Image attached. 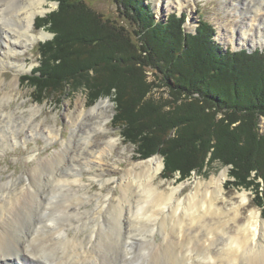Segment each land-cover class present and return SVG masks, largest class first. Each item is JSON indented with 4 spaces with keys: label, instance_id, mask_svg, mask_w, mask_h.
Listing matches in <instances>:
<instances>
[{
    "label": "trees",
    "instance_id": "trees-1",
    "mask_svg": "<svg viewBox=\"0 0 264 264\" xmlns=\"http://www.w3.org/2000/svg\"><path fill=\"white\" fill-rule=\"evenodd\" d=\"M54 1L34 24L54 35L39 43V65L22 78L39 92L36 101L67 87L92 102L111 96L113 123L140 156L159 152L180 179L213 161L230 165L232 184L252 187L264 208V50L223 49L208 21L187 32L185 14L157 20L147 0H112L122 23L86 0ZM155 88L167 100L153 97Z\"/></svg>",
    "mask_w": 264,
    "mask_h": 264
},
{
    "label": "bare ground",
    "instance_id": "bare-ground-1",
    "mask_svg": "<svg viewBox=\"0 0 264 264\" xmlns=\"http://www.w3.org/2000/svg\"><path fill=\"white\" fill-rule=\"evenodd\" d=\"M153 1L155 8L159 9L161 0ZM243 1L246 6L243 9L244 19H247L244 26L256 25L264 29V2ZM45 4L46 0H0L2 146L6 142L17 143L20 133L36 134L34 116L40 106L32 105L26 109V116L23 115L25 109L20 110L17 116L7 109L5 105L14 98L19 76L16 75L9 82L8 89H3L5 81L2 73L23 43L38 39L30 29L37 15L48 10ZM171 4H174V0L167 1L165 7ZM254 31L258 35L262 34L258 28ZM243 32L244 35L249 34ZM47 36L42 31L40 37ZM106 108L105 101L96 103L85 113L82 106H79L76 115H72V123L76 124V128L73 129L69 146L55 150L50 156L38 158L18 186L14 177L9 176L3 180L0 169V264H23L29 256L35 259L33 264H264V219L261 212L250 210L246 221L239 224L242 208L249 202L244 192L238 195V205L225 208L220 204L226 199L224 183L227 170L212 176L204 187L202 181L196 180L193 190L181 196L179 192L183 188L182 184L162 190L155 183L162 169V161L159 155H154L127 166L117 179H102L99 174L90 175V179L101 186L115 182L118 191L116 202L115 192L111 194L108 191L111 188L107 193L88 192L85 186L90 181H85L80 171L84 167L90 170L91 166L82 165L78 160L87 158L91 153V160L101 162L103 153L112 149L119 139L111 136L104 139L102 144L92 142L84 154L77 143L84 140L87 123H83V118L79 120V114H88L96 119L91 129L94 133L106 128L105 122L109 119L104 113ZM53 130L49 127L41 131L48 142L56 138ZM3 150L0 147V155ZM76 161L78 163L75 167L71 166ZM92 201L93 209L88 210L83 206ZM165 201H169L167 206L162 205ZM45 207H58L60 210L57 216L46 218V223L38 228L39 232L43 231V227L48 229V236L34 249H29V234L41 220L42 208ZM233 222L239 224L234 229L230 226ZM156 223L159 232L170 230L161 241L154 240ZM67 226L81 231L89 227L88 241L78 242L77 233L70 236ZM95 231L98 234L93 244ZM135 231L147 233L139 235ZM68 241L72 243L70 247L66 246ZM95 245L104 247V251ZM141 246L150 247L154 254L151 262L150 251L139 254L138 247ZM196 247L201 250L195 251ZM42 250H48L50 256L41 258L38 252Z\"/></svg>",
    "mask_w": 264,
    "mask_h": 264
},
{
    "label": "rangeland",
    "instance_id": "rangeland-1",
    "mask_svg": "<svg viewBox=\"0 0 264 264\" xmlns=\"http://www.w3.org/2000/svg\"><path fill=\"white\" fill-rule=\"evenodd\" d=\"M169 0H161L159 9L155 8V3L153 0H147L150 3L155 17L157 20H165L167 14L170 12H177L179 14H185V23L187 22L188 26L192 25L190 28L186 24L187 32H195V28L198 24L199 19H204L211 23L215 28L214 39L222 46L223 49L229 48L231 50H239L242 48L247 49L249 52L254 49L264 50V29L259 28V26H244V22L247 20L244 19L245 13V4L243 0H174V4L166 8V3ZM87 4L91 6L94 10L101 12L104 16L113 18L121 22L116 16L115 4L112 0H86ZM252 3L255 0H251ZM264 2V0H259V4ZM46 7L48 10L41 15H37L36 21H39V17H43L48 12L55 10L57 7V1L46 0ZM264 15V13H263ZM34 22V24H35ZM122 23V22H121ZM243 27V28H242ZM261 27V25H260ZM256 28L261 30L262 34L258 35V32L254 31ZM33 33L38 36L36 41H27L25 44H22V47L18 49V52L15 53L12 57L13 60L10 61V65L5 68V72L2 73L5 84L3 89L9 88V82L17 75L19 76V82L17 85V90L15 91L14 98L11 99L9 104L5 105L7 109H10L17 116L21 113L20 110L25 109L23 115L26 116V109L32 105H38L39 111L35 114V135H31L29 132L20 133L19 141L17 143H7L3 147L0 143V147L4 148L3 153L0 155V169H1V178L7 180L9 176L16 178L15 184L18 186L21 179L24 178L26 172L34 165L38 158L50 156L55 150H60L67 148L70 143V138L73 135V129L76 128V124H73L72 115H76L77 108L82 106L84 113L90 109L93 105L100 101L107 102V108L104 113L109 116V119L105 122V130L91 132V129L94 128L95 120L93 116H84L79 114V120L83 118V123L85 125V135L84 140L77 143L81 151L85 154L87 153V148L91 146L92 142L96 144H102L103 140L107 137L118 138L119 141L115 144L114 147L109 148L103 153L101 162L97 160H91V153L87 158H82L78 160L84 164H88L91 167L88 170L86 167L82 168L80 171V176L85 181H90L89 185L85 186V189L90 193L102 192L107 193V190L111 188L109 193L112 194V191L115 192L114 201L116 202L118 198L117 187H115V182L105 183L103 186L98 184L97 181L90 179V175L99 174V177L102 179L105 178H114L117 179L120 175V172L127 166H132L134 162L139 160H144L154 155H159L162 161V169L160 174L156 177L155 183H158L162 190H167L169 186H176L182 184L183 188L179 192L181 196L186 195L194 188V183L196 180L202 181V187H204L209 179L212 176H217L221 171L227 170V176L224 183L226 199H223L220 204L225 208H230L239 204L240 193H245L249 198L248 204L242 208V213L240 215L241 221L239 224H242L246 221V217L250 210H258L261 212V217L264 219V208L256 205L258 202V197L255 195V190L250 187L245 189L239 185L232 184L233 178L229 175L228 169L230 165L222 166L220 162L213 161L206 169L201 172L194 171L191 176H188L185 179H180L178 173H169L164 168L163 157L159 152H155L149 157L140 156L136 152L135 144L126 141L117 125H115L114 118L116 112V104L111 96L99 97L95 101H90L88 98V93L85 90L71 91L68 87L65 92L56 91L52 94H44L42 101H36L39 92H37L31 85L29 81H23L22 78L25 75H32L35 71V68L39 65V43L44 42L53 37V33L49 30L48 25H41L40 28H37L33 25L30 29ZM249 33L248 35H244ZM42 31H45L48 36L46 38L40 37ZM243 36V37H242ZM261 36V39H259ZM242 37V38H240ZM147 81L154 80V75L151 71H145ZM153 97L162 98L167 100L168 94L163 88H155L152 90ZM18 107V108H17ZM14 109V110H13ZM260 132H264V119L260 120L258 123ZM54 128L53 133L56 134V138L52 142H48L42 135L41 131L46 130L47 128ZM89 134V137L87 135ZM58 135V136H57ZM64 139V140H63ZM94 150V149H93ZM95 151V150H94ZM78 161L71 163V166L75 167V164ZM83 172V174H82ZM102 191H99V190ZM169 201H165L164 206H167ZM88 210L93 209L94 201L89 203H84L83 205ZM149 206V205H148ZM146 206V208H148ZM20 208V207H19ZM18 208V209H19ZM163 209H166L164 207ZM58 207H45L42 208L41 220L35 224L33 229L29 234L28 244L29 249H34L41 240L46 238L49 234V230L43 227V231L39 232L38 228L43 226L46 222V218L54 217L58 215ZM158 223V222H157ZM157 223L154 225V240L161 241L163 235L167 232H170L169 229L159 232L156 228ZM235 222L231 223V228L234 229L237 227ZM67 232L71 236L73 233H77L79 236L78 242H87V236L89 233V227L81 231L76 230L73 226L66 227ZM146 231H135V234H146ZM98 231H95L92 238V243L95 244ZM177 243V242H176ZM72 243L68 241L66 246L70 247ZM96 248H100L104 251V247L95 245ZM196 250H201L199 247L195 248ZM150 251L149 262H151L154 254L151 252L149 246L138 247V252L140 255ZM179 253V252H178ZM38 255L41 258L49 257L50 252L48 250H42L38 252ZM35 259L29 256V259L23 264H33Z\"/></svg>",
    "mask_w": 264,
    "mask_h": 264
},
{
    "label": "water",
    "instance_id": "water-1",
    "mask_svg": "<svg viewBox=\"0 0 264 264\" xmlns=\"http://www.w3.org/2000/svg\"><path fill=\"white\" fill-rule=\"evenodd\" d=\"M184 30L187 31L186 28H185V26H184Z\"/></svg>",
    "mask_w": 264,
    "mask_h": 264
}]
</instances>
